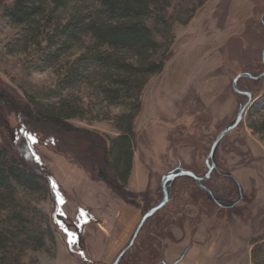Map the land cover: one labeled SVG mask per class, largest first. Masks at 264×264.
I'll return each instance as SVG.
<instances>
[{"label":"rangeland","instance_id":"obj_1","mask_svg":"<svg viewBox=\"0 0 264 264\" xmlns=\"http://www.w3.org/2000/svg\"><path fill=\"white\" fill-rule=\"evenodd\" d=\"M146 1L150 15L143 20L158 44L147 55L163 66L137 91L138 84L127 89L113 76L102 79L107 69L93 58L112 51L90 34L63 44L65 26L92 16L98 0L48 7L22 24L9 21V0H0V92L45 110L62 102L80 115L69 123L107 138L118 136L132 115L135 136L123 183L132 193L127 203L75 163L67 150L74 143L62 139L66 146L59 148L27 133L28 163L50 186L31 191L13 185L10 197H0V220L19 214L45 243L23 251L22 264H110L142 214L161 200V176L174 168L206 172L211 143L247 100L233 91L232 79L264 70V0ZM118 56L137 65L136 57ZM237 86L252 100L218 144L215 169L201 181L213 199L187 176L175 178L167 203L145 221L126 257H141V264H264V80L240 78ZM102 87L118 90V97ZM19 114L10 109L0 115L1 144L21 143Z\"/></svg>","mask_w":264,"mask_h":264},{"label":"trees","instance_id":"obj_2","mask_svg":"<svg viewBox=\"0 0 264 264\" xmlns=\"http://www.w3.org/2000/svg\"><path fill=\"white\" fill-rule=\"evenodd\" d=\"M79 2L80 0H9L4 7V13L10 22L22 24L29 22L31 17L48 7L57 9ZM150 7L151 4L146 0H98L97 4L92 6L90 13L92 16H88L86 20L78 17L65 26L63 44L72 42L82 32L90 34L97 46H104L112 51L104 57L97 55L93 58L101 68L107 69L105 74H101L102 79L107 80L113 76L114 82L128 86L127 89L138 84L137 91H139L146 80V75L159 73L163 66V63L151 61V57L147 55L148 52H155L158 49L152 31L143 20L144 17H149ZM74 10L78 11L77 8ZM119 54L136 57L137 65L130 64L119 57ZM132 68H135L137 73ZM263 80L264 77L258 80L251 79L255 83ZM100 91L114 98L118 97L119 93L118 90L110 92L103 87ZM30 103L26 104L16 97L0 92V115L4 111L14 109L20 113L24 121L21 123L23 131L19 145L0 143L1 199L4 197L3 192L9 193L10 197L13 185L31 191L41 190L47 184L50 186L42 170L28 163L29 147L25 144V138L31 131L41 134L59 148L66 146L62 139L74 143L76 148H71L72 150L67 148V150L74 155L75 163L88 172L90 179L103 183L125 202L132 203V200H129L132 193L126 191L123 185L131 169L135 143L131 126L132 115H128L126 125L118 129L120 131L118 136L107 138L95 131L69 123V119L80 115L77 111L64 110L62 102L61 106L49 110L38 108L33 103L31 107ZM187 178L194 182L198 190L205 192L204 194L208 193L203 188L202 182ZM170 183L171 181L167 183V190ZM206 197L213 199L208 194ZM44 246L41 235L35 233L25 218L19 214L9 213L0 220V264H22L20 257L23 251L41 249ZM125 255L118 264H141L139 263L141 257L128 258ZM141 262L143 264V261Z\"/></svg>","mask_w":264,"mask_h":264},{"label":"water","instance_id":"obj_3","mask_svg":"<svg viewBox=\"0 0 264 264\" xmlns=\"http://www.w3.org/2000/svg\"><path fill=\"white\" fill-rule=\"evenodd\" d=\"M260 59H261V62L264 66V46L262 47V49L260 51ZM262 77H264V70L261 73L255 74V75H253L249 72H242V73L237 74L232 79L231 86H232L233 91L238 95L245 96L247 98V100L243 104V106L238 110V112L236 113L234 120L231 123L225 125L220 130V132L215 136L213 142L211 143V145L209 147L208 154L206 156V160H205V164L207 167L206 172L203 175L199 176V175H196L195 173H193L192 171L185 170L183 168H174V169L166 172L163 176H161V179H160V187H161V191H162L161 200L156 205L152 206L151 208H149L148 210H146L142 214L138 224L136 225V227L134 228V230L132 232L130 239L125 244V246L118 252V254L114 257V259L112 260V262L110 264H118L119 263V261L121 260L123 255L127 251H129V249L133 246V244H134L139 232L141 231L145 221L149 217H151L157 210L162 208L167 203V201H168L167 183L168 182L174 180L177 177H181V176L190 177L197 182H201V181H203L209 177L210 173L215 168V162L213 159V155H214V151H215L216 147L218 146L219 142L221 141V139L226 134H228L229 132H231L233 129H235L238 126V124L241 122L246 110L250 106V103L252 100L251 93L249 91L241 90L238 88V86H237L238 80L240 78H249L252 80H258ZM181 258H182V256L180 258H178L176 262L180 261ZM162 263H164V262H162Z\"/></svg>","mask_w":264,"mask_h":264},{"label":"crops","instance_id":"obj_4","mask_svg":"<svg viewBox=\"0 0 264 264\" xmlns=\"http://www.w3.org/2000/svg\"><path fill=\"white\" fill-rule=\"evenodd\" d=\"M56 257V256H55ZM55 257L53 258V260H55Z\"/></svg>","mask_w":264,"mask_h":264}]
</instances>
